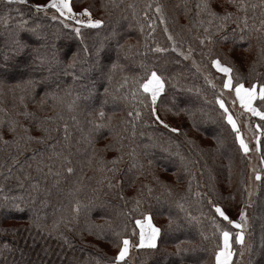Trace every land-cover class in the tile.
<instances>
[{
  "label": "trees",
  "instance_id": "1",
  "mask_svg": "<svg viewBox=\"0 0 264 264\" xmlns=\"http://www.w3.org/2000/svg\"><path fill=\"white\" fill-rule=\"evenodd\" d=\"M88 2L91 3L92 0ZM94 2L98 4L96 8L104 13L101 16L104 24L99 29H82L85 43L93 52L96 46L103 43L100 63L104 66L105 73H109L113 62L118 66L109 73L111 81L106 75L93 70L84 73V78L77 80L75 84L71 75L64 74L63 65L53 66L52 72L60 73L59 76L53 75L49 81L53 90L59 92L67 86H73V93H82L71 112L65 106L53 109L54 101L51 99L45 104L44 111L37 108L36 102H28V110L36 112L38 117L53 116L57 110L63 115V121L50 124V127L58 128L51 133L53 139L45 144L33 143L31 148L43 153L45 164H48V156L52 152L48 144H55L54 151L61 152L71 160L73 173L68 174L62 159L55 156L51 162V173L46 166L43 171L37 172V161L41 156L37 155L35 161L27 160V157L33 155L28 151L19 159L22 160L24 170H19L22 163L18 162L10 174L8 163H11V156L16 155V152L11 146H0V164H3L0 167V203H3L4 196L9 197V203L11 198L18 197L16 203L23 209L17 211L10 207H0V264H97V260L104 264L108 258L113 257L112 252L117 249L114 246V232H122L131 241L137 242L134 223L140 213L131 211L134 198L142 200L140 212L150 213L156 226L165 229L158 238L156 249L132 247L136 254L135 264H212V258L221 247V235L213 227L212 220L215 219L222 227L225 225L215 215L208 200L219 204L231 219L238 220L246 160L235 141L231 126L222 117L223 110L215 102V95L218 93L216 88L207 85L201 72L190 66L189 59L185 60L177 52L171 51L164 33L167 28L175 37L178 49L188 52L191 47L192 57L198 63L201 62L202 66H208L210 61L201 55L207 49L202 48L196 39L197 36L204 35L203 26L198 20L203 19L207 23V18L203 15L199 18L196 16L199 0ZM102 3L107 7L102 8ZM157 4L161 5L164 24L160 23V15L156 13ZM245 4L246 11L238 12L227 0H215L213 9L218 13L225 9L233 13L234 22H229L224 32L213 36L216 43L212 47L223 63L233 67V76L238 75L247 87L252 84L259 87L264 85V39H258L260 34L255 31L243 33L248 37L243 41L239 39L242 34L239 29L235 34L232 33V29L237 27L235 21L238 18L241 28L245 18L249 26H259L260 20L264 18L261 16L260 0H245ZM252 4L257 5L255 10L250 7ZM31 6L30 0H26L24 4H8L7 0H0V18L7 16L8 20L6 24L0 20V42L3 37L1 46L6 41L5 47L1 48L0 58L7 62H0V81L3 82L0 84V99H3V107L9 110L10 116L14 115L11 108L14 101L12 93L8 91L9 86L30 74L37 79L40 75H48L47 72L29 67V57H17L12 51L13 34L21 20L26 21L29 28L40 25V31L44 33L52 34L59 30V39L56 40L59 45L56 46L65 64L73 53L83 47L70 29H64L59 23L37 13ZM149 23L153 25L152 28L148 27ZM112 32L116 33L115 39H106ZM224 34L228 35V39L221 41L220 36ZM22 37L31 39L28 34ZM117 42L124 45L122 50L117 48ZM157 45L168 51L153 52L151 49ZM80 55L83 57L82 51ZM142 65L154 67L165 78V90L158 100L159 108L163 120L179 129V132L172 133L153 123L149 114L143 111V105H140L143 114L140 120L135 121L133 134L132 122L135 116H128V112L133 111L134 107L130 88L132 79L143 75ZM80 67L77 64L75 70L68 71H75L79 75ZM125 76L129 78L128 86L117 91ZM56 84L60 85V89H56ZM82 85L93 90L88 99L83 98L86 93L82 92ZM105 88L108 89L107 92ZM43 91V88L37 89L38 93ZM126 94L127 100L124 99ZM93 97L95 102L91 104ZM71 99V96L65 97L66 101ZM36 100H39V96ZM254 105L258 109L264 108L259 98L254 101ZM101 109L105 113V122L111 117L113 131H109L107 127L96 130L88 123L89 120L96 119V113ZM73 116L76 120L72 119ZM16 118L28 126V120ZM248 122L256 126L253 132L259 136V156L262 160L264 120L256 117ZM64 123L68 126V139H65ZM257 125L262 126L260 131H257ZM2 131L4 139L12 138L6 123L2 126ZM116 133L123 139L119 140ZM31 134L38 136L41 133L33 125ZM109 144L112 147L103 150ZM117 148L120 149L119 152L116 151ZM130 153H134V156L129 155ZM121 154L123 159L117 165L119 171L115 174L113 184L116 185V181L123 178L122 183L111 189L107 187V181L98 183L105 174L111 176L112 173L98 171L97 158L102 157L108 161ZM28 164L32 167L29 168ZM131 164L136 167L130 169ZM106 167L110 168L112 165L108 164ZM25 172L31 176V180H23ZM57 172L60 173L59 176L56 175ZM261 174L264 181V164ZM5 176L10 178L4 179ZM16 176L23 180V188L18 186ZM33 182L38 184L36 189L31 187ZM145 184L152 188L151 196L142 188ZM196 192L206 195L201 199L193 195ZM121 193L125 197L123 200L120 199ZM77 200L81 203V211L76 219H72L75 215L72 207ZM181 200L185 209L198 217V224L186 221L185 213L180 211L176 203ZM2 209L3 212L7 211L5 222ZM169 216L181 225L178 229L174 225L173 230H167ZM251 220L252 224L248 227L250 250L247 261L248 264H264V183L261 182L252 203ZM17 222L19 223L12 224ZM227 228L235 241L236 231L230 225ZM62 236L67 237L72 244L71 248L64 243ZM178 243L182 250H186L180 255H177ZM101 246L112 251L107 252ZM232 249L234 258H237L239 246L236 242Z\"/></svg>",
  "mask_w": 264,
  "mask_h": 264
},
{
  "label": "snow or ice",
  "instance_id": "2",
  "mask_svg": "<svg viewBox=\"0 0 264 264\" xmlns=\"http://www.w3.org/2000/svg\"><path fill=\"white\" fill-rule=\"evenodd\" d=\"M8 4H24L26 0H7ZM215 0H199L196 5L197 18L201 17L202 15L207 18V23L203 19H199L198 22L201 26H203V36H197L196 39L199 41V44L202 48H206L207 51L201 53L202 56L206 57L211 64V67L214 68L217 72L222 73V88L223 89H232L234 90L235 99L239 101L241 108L244 110L245 113H250L252 116L259 117L261 120H264V108L258 109L257 107L253 106V101L259 97L262 105H264V85H260L257 91V85L252 84L250 87H245L244 83L242 82L241 78L237 76H233L234 69L229 64L223 63L219 56L213 52V45L216 43L214 41L213 36L216 33L224 32V29L227 27L229 22L233 21V13L228 12L226 9L222 13L216 12L212 4ZM227 3L234 6L237 11H246V4L245 0H227ZM151 5H149L150 7ZM36 12H47L48 10H52V15L50 19L54 22H58L60 25L63 26L64 29H71L74 33L76 38L80 40L81 45H83L81 50L73 53L71 57L68 58L67 63L65 64L64 59L61 57L60 50L57 48L55 41L59 39V30L52 34H47L40 31V25H36L35 27L29 28L27 27V22L21 20L17 25V31L13 34L12 38V51L15 56H27L29 57V64L28 66L31 67L33 70H40L41 72H47L48 75H40V77L34 78L31 74L19 81H17L14 85L9 86L8 91L13 95V104L11 106L12 112L14 115H9V110L3 107V99H0V146H11L16 152V155L11 156L12 164L8 166V172L11 174L13 166L18 163L17 157L23 155L25 152L31 151L33 153L32 156L27 157V160H36L37 155L41 156V159L37 161L36 171L41 172L43 171V167L48 168V172H52L51 162L53 156L56 158L62 159L65 164V171L68 174L73 173L74 169L71 167V160L67 157L63 156L61 152L54 151L56 145L55 144H48L49 149L52 150L51 154L48 156V164H45L43 159V153H38L35 149L31 148L33 143L45 144L47 141H51L53 139L51 133L53 131H57L58 128L50 127V124H55L56 121H63V115L59 110L55 111L53 116H45L43 118L38 117L36 112L28 110V102L29 100L36 102L37 108L40 111H44V106L48 102L49 99L54 101L52 104L53 109H58L59 106H65L69 112L73 111L76 107L77 101H79L82 97L81 92L73 93V86H67L61 91H56L51 88L49 81L53 75L59 76L60 73H53L52 68L53 66H60L63 65V72L65 75H71L72 80L75 84L77 80L84 78V73L91 72L93 70L99 71L102 74L107 76V79L111 81L112 77L109 74L111 71L117 68V63L113 62L111 68L109 69V73L104 72V66L100 63V55L103 49V43L99 46L95 47V51H91L89 46L85 43V36L82 29H99L103 26L104 20L101 18H94L91 12V6L82 9L79 12L74 11L70 0H47L46 4L43 5H32ZM102 8H106L107 5L102 3ZM252 9H256L257 5L252 4L250 5ZM260 7H261V16L264 17V0H260ZM156 13L160 15V23L164 24L165 19L162 15L161 5H156ZM5 24L8 22L7 16L0 18ZM71 22V23H70ZM192 23V22H190ZM237 27L232 29V33L235 34L237 29L240 30L242 33L239 37L240 40H246L248 37L243 33H249L255 31L260 34L258 39H264V18L260 20L259 26L253 24L249 26L247 23V18H245L242 23L243 27H240L241 21L239 18L235 21ZM149 28H152L153 25L149 23ZM141 31H143V26L141 27ZM21 32H26L30 40L24 39L21 36ZM164 33L167 36V39L171 45V51L177 52L181 55L185 60L189 59L192 55V49L189 48L188 52L181 51L177 48V42L175 37L169 33L168 29H164ZM152 33H148L151 35ZM179 35V33H177ZM116 33L112 32L109 34L107 38L115 39ZM228 39V35L224 34L220 36L221 41H225ZM34 41L35 43H33ZM117 48L122 50L124 45H121L117 42ZM153 52L156 53H164L168 51L167 48L161 47L157 45L155 48L151 49ZM80 51L83 52V57L80 55ZM91 60V62H90ZM195 63V62H194ZM77 64L81 65L79 70V75L72 71L71 73L68 71L69 69H76ZM85 65L87 67H85ZM144 67V73L142 76H135L132 79V87L130 88L131 99L134 103L133 111L128 112V116L132 117L135 116V120L132 122L133 134H135V121L140 120L142 116V111L140 109V105H143V111L147 112L149 116L152 118L153 123L162 126L163 128L167 129L172 133L179 132V129L175 127H171L168 123H166L160 116L158 109H157V101L158 97H160L161 93L165 90L166 81L162 74H158L157 70L153 68H149L147 66ZM206 82L211 85L213 88L216 85L213 83L212 80L209 79L208 75H205ZM235 81V82H234ZM3 82L0 81V84ZM129 78L125 76L123 81L121 82L117 91L122 88L128 86ZM82 92L86 93L83 95L84 99H88L89 96L92 94V89L87 88L86 86H81ZM43 88L44 91L42 93H38L37 89ZM56 89H60V85L56 84ZM108 89L105 88V92ZM190 91V90H189ZM199 92V89H197ZM39 96V100H36V97ZM71 96V101H66L65 97ZM124 99H128V95L124 96ZM215 102L219 105V108L222 111V117L226 120L227 124L231 126V130L234 133V138L236 143L239 145V149L247 154L249 152V146L245 142L242 136V132L238 127V121L234 118V116L230 113V110L226 107V100L223 98V91L218 92L215 95ZM182 111L187 112V109H182ZM191 115V113H188ZM91 115V113L89 114ZM16 117H23L25 120L29 121L28 126H26L20 119ZM105 113L104 111L98 110L96 113V119L89 120L88 123L92 124L96 130L101 128H109V131H113L111 126V117H108V121H104ZM73 120H76V117H72ZM7 124V130L11 133L12 138L10 140L4 139L2 126ZM122 123H124L122 121ZM147 124V121H145ZM245 124L247 126V120H245ZM35 127V130L41 133L38 136H33L31 134L32 127ZM65 139H68V131H67V124H63ZM261 125H257V131H260ZM126 131V129H125ZM116 136L119 140H122L123 137L116 133ZM259 141V136L256 137ZM112 146L111 144L105 145V149H110ZM121 147L123 145L121 144ZM257 151H260V145H257ZM117 152L120 151L119 148L116 149ZM95 154V152H94ZM129 155H133L134 153H130ZM123 155H119L114 157L111 160L105 161L102 157H98L96 160L98 171L104 173H112L111 176L105 174L101 181L98 183H103L107 181V187L109 189L119 185L122 183L121 180L116 181V185L113 184V179L115 178V174L119 171L117 165L122 162ZM183 160V157H181ZM91 159L89 160V164H91ZM150 163V162H149ZM112 165V167L108 168L106 165ZM261 164H264V159L261 160ZM0 167H3V164H0ZM28 167L31 168L32 165L28 164ZM131 168H135V164H131ZM141 167H143L141 165ZM20 171L24 170V165L20 164L19 167ZM255 171V170H254ZM57 176L60 175L59 172L56 173ZM10 176H5L4 179H9ZM18 181V186L20 188L24 187L23 180H31V176L25 172L23 180L20 176H16ZM255 179L264 183L261 178V173L259 171L255 172ZM33 189L38 187V184L33 182L31 184ZM166 187V186H165ZM142 188L145 189L149 196L152 194V188L147 184L142 185ZM189 191H191V186L189 185ZM143 195V193H141ZM169 195L171 193L169 192ZM195 197H199L203 199L205 197V193L196 192L193 193ZM249 196L253 195L252 192L249 191ZM19 199L18 197L11 198V202L9 203V197H3V203H0V207H10L17 211H22V206L16 203V200ZM120 199H125L123 194L121 193ZM159 199V197H157ZM177 207L180 209L181 212L185 213L186 221L191 224L195 221L197 224L199 223V219L196 216H193L191 212H188L185 209L184 202L177 201ZM209 205L211 208L214 209L215 215L220 217L221 220L224 222L225 226H221L215 219L212 220L213 227L217 232L220 233L222 237V247L216 252L215 254V262L216 264H229V261L232 258V250L230 245V237L232 233L228 230L227 226L230 225L232 228L238 229L239 231L235 234V242L237 244L243 245L244 243V229L247 227V217L246 211L244 208H241L239 212L238 220L231 219L226 212L222 209L219 204L214 203L211 199L208 200ZM142 204V200L140 198H134V207L131 209L132 212H139V218L135 219V228L138 229V243L131 241L129 237L123 235L122 232H114L116 240L114 242V246L118 249L117 254L112 257L108 258L104 264H127L126 257L129 255V251L131 247H135L136 249H156L158 247V238L161 237L162 233L165 231L164 228L156 226L152 221V216L150 213L140 212V206ZM81 211V203L79 200L75 202L72 207V212L75 214L72 219H76L79 216ZM31 222V221H30ZM175 228H179L181 225L174 219L173 217L169 216L167 230H173V226ZM39 228V224H37ZM91 225L89 226V231H91ZM100 227V226H96ZM135 234V232H134ZM207 238V237H205ZM64 243L68 245V247H72V244L67 239V237H63ZM182 243V242H181ZM177 248V255H180L182 250L180 247V243L176 245ZM250 250V248H249ZM243 254V253H241ZM97 264H101L99 260H97Z\"/></svg>",
  "mask_w": 264,
  "mask_h": 264
},
{
  "label": "rangeland",
  "instance_id": "3",
  "mask_svg": "<svg viewBox=\"0 0 264 264\" xmlns=\"http://www.w3.org/2000/svg\"><path fill=\"white\" fill-rule=\"evenodd\" d=\"M30 1H31L32 5H43V4L47 3V0H30ZM70 3L72 5V7L74 8V11H76V12H79L82 9L91 6V12H92V15H93L94 18H101V16L104 15V13H103V11L101 9L96 8L98 4L95 3L94 0H92L91 3H89L88 0H70ZM95 9H97L98 12H96ZM39 13H41L43 16H46V17L50 18L51 15H52V10H48L47 12H39ZM56 23H58V22H56ZM24 34H27V33L23 32V33H21V36L24 35ZM47 34H49V32H47ZM0 36H1V33H0ZM1 42H3V37H2V41ZM1 42H0V46H1ZM57 42L58 41H55V43L57 45H59ZM2 45L3 46L0 47V53H1L2 49L5 47V45H6V41L5 40H4V43ZM7 47H8V43H7ZM72 50L75 51V48H73ZM246 56L249 57L248 54H246ZM24 58H25V56H24ZM26 58H27V56H26ZM195 59L196 58H193L192 55H191V57L188 60L190 66H192L195 70L196 69L199 70L204 78H205V75H208L209 79L212 80L213 83L216 85L215 88H216L217 92L223 91V98L226 100V107L230 110V113L234 116V118L237 119L238 127L240 128V130L242 132L243 139L248 144L249 149H250L247 154L244 153L245 154V160H246V166H245L244 179H243V182H242V185H241L242 199H241L240 204H239V209L241 210V208H244L245 211H246L247 227L244 229V243H243V245L237 244L239 246V253H238V257L237 258H234V252H233L232 248L235 245V241L232 240V235H231V237H230V245H231V250H232L233 255H232L231 260L229 261V264H248L247 257H248V252H249V248H250V235H248V227H250V224H252V220H251L252 203L254 202L256 194L259 191V184H260V181H257L255 179V172L259 171L260 173H262L263 164H261L259 151L256 150L258 142H259L256 139V137L258 135L257 136L254 135V132H253V130H254V128L256 126L253 123H249V122L247 123V126H246L245 120L248 121L249 119H254L256 117L252 116L250 113H245L244 112V110L241 108V106L239 104V101H237L235 99L234 90H232V89H223L222 88V83H223V81L221 79L222 76H223L222 73H219L214 68H212L211 64H209L208 66H202L201 62L198 63ZM0 62H2L3 64L7 63L4 58L2 60L0 58ZM5 69H6V67H5ZM0 73H2V72H0ZM3 73H6V72L3 71ZM207 85L211 86L208 83H207ZM245 87H247V86H245ZM258 89H259V87H257V91H258ZM161 95H162V93H161ZM159 98L160 97H158V100H159ZM258 98L259 97H257V99ZM93 102H95V98L94 97L92 98L91 104ZM159 104L160 103L157 101V109H158V112H159L161 118L163 119V116L161 115V110L159 108ZM253 106H255L254 105V101H253ZM5 135L7 136V133H5ZM20 156L17 157L18 162L22 161V160H19ZM9 162H11V163H8V166L10 164H12V160L9 161ZM249 191L252 192L253 195L249 196L248 195ZM7 211H8V208H7ZM7 211L4 210V212H3V209H2V212H3L2 216H3L4 222L6 220L5 217L7 216ZM9 213H11V212H9ZM232 214L236 215V213H232ZM25 222H26V220H25ZM18 223L19 222L12 223V224H18ZM134 225H135V223H134ZM231 229L234 232L235 231L236 232L239 231L238 229H234L232 227H231ZM135 230H136V238H137V243H138V229L135 228ZM101 247L103 249H105L107 252H111L112 251V249H109L106 246H101ZM221 247H222V237H221ZM117 251H118V249H116V250H114L112 252L113 257L117 254ZM241 253H243V254H241ZM135 255L136 254L134 253V250L131 247L130 251H129V255H128V257H126V260L129 261V264H135ZM211 262H213L212 264H216L215 256H214V258H212Z\"/></svg>",
  "mask_w": 264,
  "mask_h": 264
}]
</instances>
